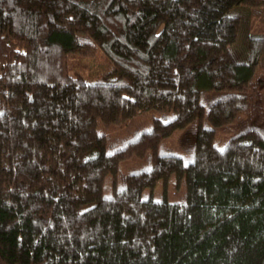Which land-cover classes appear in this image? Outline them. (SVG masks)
<instances>
[{
	"label": "trees",
	"instance_id": "16d2710c",
	"mask_svg": "<svg viewBox=\"0 0 264 264\" xmlns=\"http://www.w3.org/2000/svg\"><path fill=\"white\" fill-rule=\"evenodd\" d=\"M256 17L264 0H0V264H264Z\"/></svg>",
	"mask_w": 264,
	"mask_h": 264
},
{
	"label": "rangeland",
	"instance_id": "374dc122",
	"mask_svg": "<svg viewBox=\"0 0 264 264\" xmlns=\"http://www.w3.org/2000/svg\"><path fill=\"white\" fill-rule=\"evenodd\" d=\"M253 22H256L257 26H259V25L264 26V23H260L259 18H257V17L253 20ZM144 119L146 121V118H144ZM127 129H128L127 127H124L121 125V126H116L113 128L106 127L104 130L111 137L119 136L121 138H126L125 136L128 132ZM179 135H180V133L173 134V136L170 139H168V141L165 143L164 149H167V150L169 149L172 152H174L175 154L181 156L182 155V148H180L178 145ZM135 162H136L135 160H132L128 163L121 164L120 169H119V173H121V174L124 173L126 171V167L134 165ZM161 190H162V188L158 184L155 188V192L160 194ZM167 192H168V196H169L170 200H172V201L179 200L181 197L182 188H179L177 190L176 189L172 190V188H169ZM157 193H156V195H158Z\"/></svg>",
	"mask_w": 264,
	"mask_h": 264
}]
</instances>
